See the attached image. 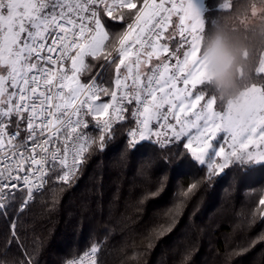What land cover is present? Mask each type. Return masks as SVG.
<instances>
[{
    "label": "snow or ice",
    "instance_id": "6c2138e0",
    "mask_svg": "<svg viewBox=\"0 0 264 264\" xmlns=\"http://www.w3.org/2000/svg\"><path fill=\"white\" fill-rule=\"evenodd\" d=\"M220 7L230 14L234 0ZM110 21L120 30L110 31ZM203 32L192 0H0V197L22 188L30 200L53 176L70 185L86 154L105 149L114 121L128 111L136 125L128 148L186 138L184 148L206 166L208 180L230 166L264 164V82L244 80L243 113L234 114L211 87ZM258 42L255 72L264 75V33ZM89 58L101 71L84 83ZM109 67L114 74L100 79ZM89 117L99 136L85 131ZM259 205L264 218V196ZM7 207L0 202V214ZM182 207L170 210L173 223L159 234L172 230ZM98 250L86 253L89 264H99ZM0 264L32 261L5 250Z\"/></svg>",
    "mask_w": 264,
    "mask_h": 264
},
{
    "label": "trees",
    "instance_id": "16d2710c",
    "mask_svg": "<svg viewBox=\"0 0 264 264\" xmlns=\"http://www.w3.org/2000/svg\"><path fill=\"white\" fill-rule=\"evenodd\" d=\"M221 3L203 0V35L229 14ZM247 6L248 0H234V11ZM109 23L115 25L110 31L120 30V22ZM255 44L250 80L260 83L258 36ZM89 62L93 68L81 77L84 83L101 71L98 62ZM134 124L131 111L126 112L105 149L94 146L86 154L70 185L53 176L24 209H19L20 193L4 202L0 253L7 250L9 257L32 264H64L98 246L99 264H264V218L257 212L264 164L251 170L230 166L208 180L206 166L184 148L185 138L166 147H154L153 140L128 148L127 131ZM193 183L197 189L185 197ZM181 202L172 230L159 234L173 223L170 210Z\"/></svg>",
    "mask_w": 264,
    "mask_h": 264
},
{
    "label": "clouds",
    "instance_id": "9594fccd",
    "mask_svg": "<svg viewBox=\"0 0 264 264\" xmlns=\"http://www.w3.org/2000/svg\"><path fill=\"white\" fill-rule=\"evenodd\" d=\"M264 33V0H248L242 11L223 15L203 35L202 55L207 60L211 87L234 114L243 113L244 80L250 79L255 38ZM243 77V80H242Z\"/></svg>",
    "mask_w": 264,
    "mask_h": 264
},
{
    "label": "built area",
    "instance_id": "2783aa9c",
    "mask_svg": "<svg viewBox=\"0 0 264 264\" xmlns=\"http://www.w3.org/2000/svg\"><path fill=\"white\" fill-rule=\"evenodd\" d=\"M88 82H90V80L88 81ZM99 82V81H98ZM133 108H134V105H133ZM124 116H125V113H124ZM134 119V118H133ZM89 121H90V126H89V129H87V130H85V131H87L88 132V134L89 135H91V132L92 131H98L99 132V130L94 126V123L95 122H92L91 121V118L89 117ZM123 121V120H122ZM122 121H114V123H113V127L116 125V124H118V123H121ZM135 122V121H134ZM136 125L134 124V127H135ZM133 127V128H134ZM131 129H129L128 131H127V137H128V132L130 131ZM128 139H130V137H128ZM28 146L30 147L31 146V141H29L28 142ZM49 184V180H48V182L45 184V186L42 188V189H40L39 191H37L36 193H35V195L36 194H38V193H40L41 191H43L45 188H46V186ZM21 194V200H20V203H19V209H24V207H25V205L27 204V203H29V202H31L33 199H34V197H35V195L29 200L28 198H27V193H26V190H24V189H22V188H20V189H17V190H15V192H14V195H16V194ZM12 197V195H8L7 193H5L4 194V197H0V202H6L9 198H11ZM25 201H27V203L25 204L24 202ZM86 253L87 254H90L91 253V247L90 248H87L86 250H84L82 253H80L79 255H77V256H74V257H71V258H69V259H81V258H83V260H84V264H89V256L88 255H86ZM96 256H97V254H96ZM68 259V260H69ZM67 260V261H68ZM67 261L64 263V264H67Z\"/></svg>",
    "mask_w": 264,
    "mask_h": 264
},
{
    "label": "crops",
    "instance_id": "0c3cea01",
    "mask_svg": "<svg viewBox=\"0 0 264 264\" xmlns=\"http://www.w3.org/2000/svg\"><path fill=\"white\" fill-rule=\"evenodd\" d=\"M192 3L194 5V7H196V9L199 11L201 18H202V12H203V0H192ZM203 19V18H202ZM174 21L177 20L176 17L173 18ZM110 99L109 97H102V100H108Z\"/></svg>",
    "mask_w": 264,
    "mask_h": 264
},
{
    "label": "rangeland",
    "instance_id": "374dc122",
    "mask_svg": "<svg viewBox=\"0 0 264 264\" xmlns=\"http://www.w3.org/2000/svg\"><path fill=\"white\" fill-rule=\"evenodd\" d=\"M112 69V70H111ZM107 71V72H106ZM112 71V72H111ZM113 72H114V70H113V68H111V67H109L107 70H105V72H104V77H102L103 79L102 80H107V79H109L111 76H112V74H113ZM153 140H155V138H153ZM187 142V139L185 138V143ZM217 144H219V143H223V140L222 139H220V138H218V141L216 142Z\"/></svg>",
    "mask_w": 264,
    "mask_h": 264
}]
</instances>
